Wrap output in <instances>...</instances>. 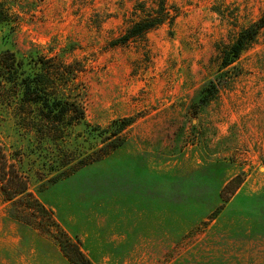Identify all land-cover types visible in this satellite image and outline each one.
I'll return each mask as SVG.
<instances>
[{"label":"rangeland","instance_id":"1","mask_svg":"<svg viewBox=\"0 0 264 264\" xmlns=\"http://www.w3.org/2000/svg\"><path fill=\"white\" fill-rule=\"evenodd\" d=\"M154 2L0 0V53L69 65L84 112L51 141L39 108L0 90V149L93 264H264V29L198 106L264 0H166L171 24L121 43ZM122 118L125 145L71 173L65 156L91 154L94 130ZM16 208L0 192V264H70Z\"/></svg>","mask_w":264,"mask_h":264},{"label":"trees","instance_id":"2","mask_svg":"<svg viewBox=\"0 0 264 264\" xmlns=\"http://www.w3.org/2000/svg\"><path fill=\"white\" fill-rule=\"evenodd\" d=\"M139 11L142 16L140 15L137 20L130 21L121 43H126L164 23L171 24L174 20L166 0H156L151 8L143 6ZM8 21V14L0 4V24ZM263 29L264 10L254 23L243 28L235 40L221 50V72L204 86L199 107L207 103L219 87L228 81L229 77L222 71L239 59L241 53L256 41L258 34ZM59 65L60 62L56 63L54 58L46 59L44 56H38L27 61L18 58L8 50L0 53V90L7 91L8 95L10 92L18 107L25 105L29 106L28 108H31L30 106L38 107L37 117L41 127L36 128V131L44 133L45 137L51 141L62 139L66 135V127H70L84 118L83 109L78 105L75 94L73 95L68 88L74 79V74L68 70L69 65L63 64V68L58 67ZM133 123L132 118L116 119L106 128L94 130L102 145L96 146V149L93 147L95 150L91 154L82 152L83 156L80 158H74L73 152L66 155L67 160L75 162L71 173L98 162L123 147L126 143L124 132ZM42 124H49L53 128L48 129ZM0 192L6 201L17 207V216L15 215L17 219L21 220L25 212H29L30 216H33L31 222L36 227H43L42 222L45 223L46 230H42L43 233L55 240L62 256L68 263L93 264L80 248L78 240L71 239L58 227L52 217V212L33 195L27 180L19 172L17 165L8 162L1 149ZM36 214L41 218L36 217ZM54 227L57 229V234L51 232ZM33 229L38 230L39 228Z\"/></svg>","mask_w":264,"mask_h":264}]
</instances>
